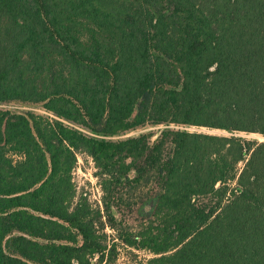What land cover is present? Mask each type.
Returning <instances> with one entry per match:
<instances>
[{"label": "trees", "instance_id": "obj_1", "mask_svg": "<svg viewBox=\"0 0 264 264\" xmlns=\"http://www.w3.org/2000/svg\"><path fill=\"white\" fill-rule=\"evenodd\" d=\"M237 132L264 136V0H0V264H110L114 239L264 264V141Z\"/></svg>", "mask_w": 264, "mask_h": 264}, {"label": "rangeland", "instance_id": "obj_2", "mask_svg": "<svg viewBox=\"0 0 264 264\" xmlns=\"http://www.w3.org/2000/svg\"><path fill=\"white\" fill-rule=\"evenodd\" d=\"M40 107H36L37 111ZM165 124H146L142 127L135 128L130 130L120 136L117 137H126L137 135L141 132H151L152 138L156 137L161 129H163ZM173 128H182L189 131H198V132H206V133H216V134H226L229 135L230 132H226L220 129H210L204 126H193V125H185V124H171ZM237 135L243 136L245 138H254L259 141H264V136L259 133H247V132H237ZM97 169L94 165L92 158L86 153L80 152L77 154V162L72 170V181L75 186L76 196H80L83 192L87 194L91 199H97L99 197V188L98 183L99 179L96 175ZM136 205H132L129 207L125 203H119L115 207L116 216L122 221H125L126 224L136 225L140 220L141 216L139 215ZM146 209H149L150 203L145 204ZM144 210V209H143ZM145 211V210H144ZM144 213V212H143ZM108 235H110V239L114 238V232L107 228L106 229ZM117 242L116 256L110 264H147V260L151 257V253L145 249H134L127 247L121 243L117 239H114ZM96 257L93 258L95 260ZM107 258V257H105Z\"/></svg>", "mask_w": 264, "mask_h": 264}]
</instances>
